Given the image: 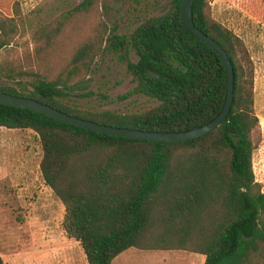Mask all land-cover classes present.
<instances>
[{
  "label": "trees",
  "instance_id": "trees-1",
  "mask_svg": "<svg viewBox=\"0 0 264 264\" xmlns=\"http://www.w3.org/2000/svg\"><path fill=\"white\" fill-rule=\"evenodd\" d=\"M97 1L81 0L42 25L34 23L35 12L0 16V51L15 38L27 36L31 43L23 62L0 61V80L13 83L0 84V93L96 124L146 132H185L214 118L224 98L223 68L181 26L180 0H163L157 14L127 35L107 37L98 22L83 36ZM190 17L232 68L226 118L208 134L184 142L132 140L0 105V128L37 136L40 176L63 207L62 232L78 243L86 264H111L128 248L184 250L202 255L203 264H264V193L251 168L258 127L252 63L242 41L209 17L207 0H193ZM70 38L69 57L56 73L38 70ZM103 53L121 54L134 85L128 96L154 106L130 114L76 106L91 96L88 75Z\"/></svg>",
  "mask_w": 264,
  "mask_h": 264
},
{
  "label": "rangeland",
  "instance_id": "rangeland-1",
  "mask_svg": "<svg viewBox=\"0 0 264 264\" xmlns=\"http://www.w3.org/2000/svg\"><path fill=\"white\" fill-rule=\"evenodd\" d=\"M80 1L0 0V16L12 17L13 10L18 15L35 12L34 23L42 25ZM207 2L209 17L242 41L252 63V109L258 127L251 168L264 193V0ZM162 5L163 0H98L96 10L82 29L83 36L98 22L105 25L107 37L113 32L127 35L145 18L157 14ZM68 41L38 70L46 68L49 76H53L69 57L74 40ZM30 49L29 37L15 38L10 49L0 51V61L21 63ZM120 55L103 53L94 59L88 75L92 94L76 101V106L89 111L130 114L155 105L146 98L128 96L134 85ZM128 59L134 61L135 57L129 52ZM3 83L13 85L0 80ZM40 158L38 138L31 130L0 128V259L3 264H86L78 243L66 238L61 230L63 207L42 181ZM131 254L132 251L126 256Z\"/></svg>",
  "mask_w": 264,
  "mask_h": 264
},
{
  "label": "water",
  "instance_id": "water-1",
  "mask_svg": "<svg viewBox=\"0 0 264 264\" xmlns=\"http://www.w3.org/2000/svg\"><path fill=\"white\" fill-rule=\"evenodd\" d=\"M192 1L193 0H180L178 11L179 22L184 28V30H186L193 38L210 48L216 54L222 65L225 79L224 98L222 105L218 113L208 123L185 132H146L96 124L61 113L57 110L50 108L47 105L37 103L33 100L15 97L3 93H0V105L22 108L33 112H38L55 121L74 126L83 130H88L96 134H103L107 136L132 140H141L149 142H184L188 140H193L195 138L210 133L214 129L218 128L226 118L231 102L232 68L228 58L226 57L224 51L219 47V45L204 34H202L193 26L190 17V8Z\"/></svg>",
  "mask_w": 264,
  "mask_h": 264
},
{
  "label": "crops",
  "instance_id": "crops-1",
  "mask_svg": "<svg viewBox=\"0 0 264 264\" xmlns=\"http://www.w3.org/2000/svg\"><path fill=\"white\" fill-rule=\"evenodd\" d=\"M132 251L127 257L126 253ZM136 251V252H134ZM203 264L204 257L200 254L178 249L138 250L128 248L113 258L111 264Z\"/></svg>",
  "mask_w": 264,
  "mask_h": 264
}]
</instances>
